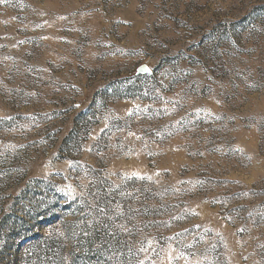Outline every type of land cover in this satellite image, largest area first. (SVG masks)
I'll return each instance as SVG.
<instances>
[{
  "label": "rangeland",
  "instance_id": "1",
  "mask_svg": "<svg viewBox=\"0 0 264 264\" xmlns=\"http://www.w3.org/2000/svg\"><path fill=\"white\" fill-rule=\"evenodd\" d=\"M0 264H264V0H0Z\"/></svg>",
  "mask_w": 264,
  "mask_h": 264
}]
</instances>
